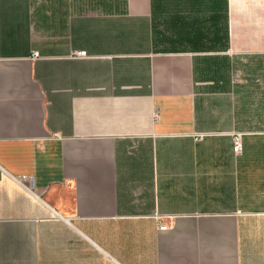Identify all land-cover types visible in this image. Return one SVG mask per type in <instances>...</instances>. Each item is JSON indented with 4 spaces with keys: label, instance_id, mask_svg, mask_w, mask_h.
I'll use <instances>...</instances> for the list:
<instances>
[{
    "label": "crops",
    "instance_id": "0c3cea01",
    "mask_svg": "<svg viewBox=\"0 0 264 264\" xmlns=\"http://www.w3.org/2000/svg\"><path fill=\"white\" fill-rule=\"evenodd\" d=\"M0 264H264V0H0Z\"/></svg>",
    "mask_w": 264,
    "mask_h": 264
},
{
    "label": "built area",
    "instance_id": "2783aa9c",
    "mask_svg": "<svg viewBox=\"0 0 264 264\" xmlns=\"http://www.w3.org/2000/svg\"><path fill=\"white\" fill-rule=\"evenodd\" d=\"M76 54L79 55V56H84L85 55L84 51H78ZM32 57L33 58H37L38 57V53L34 52ZM196 136H197V138H200L201 134H196ZM239 147H240V135H239V133L234 132L232 134V151H237L239 149ZM157 228L158 229H164L165 225L162 222L158 221L157 222Z\"/></svg>",
    "mask_w": 264,
    "mask_h": 264
}]
</instances>
